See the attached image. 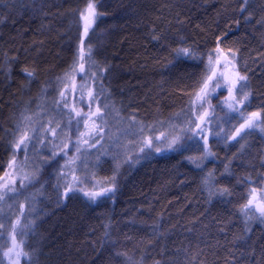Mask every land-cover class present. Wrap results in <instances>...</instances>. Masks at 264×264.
Here are the masks:
<instances>
[{"label":"trees","instance_id":"16d2710c","mask_svg":"<svg viewBox=\"0 0 264 264\" xmlns=\"http://www.w3.org/2000/svg\"><path fill=\"white\" fill-rule=\"evenodd\" d=\"M89 2L0 0V176L12 158L10 142L17 125L22 121L27 125L24 117H31L36 129L27 160L23 150L17 157L31 178L20 187L26 172L19 176V194L13 195L20 220L17 241L22 242L18 251L23 252L16 257L18 264H259L264 259V223L255 210L241 209L253 189L264 187V125L227 146L212 136L213 156L201 168L188 157L200 155L202 141L199 148L195 141H185L179 152L145 149L150 156L138 162L143 154L136 143L123 152L117 145H106L105 154L96 151L111 131L136 132L139 123L133 117L153 125L151 133L145 128L152 136L170 122L184 124L190 115V85L204 63L174 60L173 50L192 47L206 60L216 36L222 38L223 49L236 53L237 69L249 78L252 95L245 113L260 110L264 0H247L243 12L245 0H91L97 18L84 37V48L87 54L90 47L92 54L85 62L86 74L76 75L88 89L75 94L67 90L68 107L63 103L57 107L60 92L70 83L63 78L78 53L84 30L80 14ZM154 35L160 39H152ZM25 70L34 71V76L28 77ZM89 90L97 97L91 110L99 106L103 116L96 119L103 127L97 132L100 142L68 165L77 155L72 143L84 129V119L71 108L75 101L81 111V105L88 104ZM213 101L212 130L230 134L238 117L232 114L228 120V110L221 111L220 101ZM48 129H55L56 135ZM69 138L71 151L66 157L62 148ZM241 144L246 147L238 153ZM94 153L98 163L92 166L90 180L103 181L118 172L115 196L91 203L76 189L64 198L72 175L82 173ZM208 172L215 174L211 187L202 183ZM225 188L227 193L221 195ZM20 204L25 205L23 210ZM6 232L0 229L3 248L8 245Z\"/></svg>","mask_w":264,"mask_h":264},{"label":"snow or ice","instance_id":"6c2138e0","mask_svg":"<svg viewBox=\"0 0 264 264\" xmlns=\"http://www.w3.org/2000/svg\"><path fill=\"white\" fill-rule=\"evenodd\" d=\"M246 3L241 4V11H246ZM81 20L84 22V30L80 37V47L78 49V53L74 54L73 63L70 66V70L65 73L63 78L64 81L72 82V91L75 94L76 91L80 90L81 86L75 83V77L79 73L86 74V66L85 62L91 58L92 49L89 47L87 50V54L85 53V39L84 37L88 34L89 29L95 23L97 18L96 5L90 2L87 4L86 10L81 12L80 14ZM154 40H159L160 37L158 35H154L152 37ZM181 41H183V37H181ZM215 47L209 48L205 60V54H197L195 48L192 47H178L174 49V60L179 61L181 58H191L193 60H199L204 63V68L196 80L190 85L192 91L190 93L189 99V112L190 115L187 116V119L184 124H176L169 123V128L166 131L159 132L158 135L153 137L151 134L144 136L143 133L145 128L148 129L149 133L153 130V125H145L143 122L135 121L133 117L134 123H139V133L142 136L140 141L139 152L143 154V156L138 157L135 162H138L140 158H147L150 156V151L146 152L145 149H154L157 153L162 152L164 150H170L179 152L184 148L185 141H195L199 148V142L202 141V150H200V155L198 157H188L190 162L196 164L198 168H201L203 162L207 160L209 157L213 156V152L210 145V138L212 136H216L218 140H223L226 143V146L229 143L235 144L239 143L240 140H243L246 135L252 129H255L261 125H264V105L261 106L258 111H250L245 113V109L249 107L250 97L252 95L251 90L249 89V78L247 75H242L241 72L237 69L236 63V53L233 52L230 48L225 50L221 47L222 38L220 36L215 37ZM171 64L172 62L169 61ZM26 71V75L28 77L34 76V71ZM96 73H93V78H95ZM86 87V86H85ZM226 89L227 97L223 101L224 105L227 107L228 112L226 113V118L228 120L232 119V114H236L239 122L238 126H234L235 130L231 131L230 134L225 132L224 129H221L220 132H214L211 128V120L209 117L212 115V105L210 103V98L213 93L218 89ZM68 90V85L65 83V88L60 92V100L56 101L57 107L63 103L64 107H68V102L66 99V94ZM83 91H81V100L80 103H83ZM97 99L96 95L92 90L88 91V113H82L78 111L74 105L71 108V112L76 113L77 117L80 119H84V126L87 129L86 132H82L80 137L76 141V153L77 155L69 158L67 161L68 165L73 164L80 156L84 155V151L82 150V145H87L88 147H93L89 143L92 139L94 133L102 132L103 127L95 123L96 119H103L101 115V108L99 106L96 107L95 112L91 110L92 101ZM208 105L205 108V105ZM202 110V111H201ZM211 110V111H210ZM178 116L180 114H177ZM24 120L28 121L27 125H23V121L21 124L17 125L16 132L13 133L14 139L10 142V147L13 149L12 158L8 161V168L12 169L11 172H5L4 176L0 177V202L5 201V199L11 198V195H18L19 192L17 190V180L16 170L21 168V164L18 161V152L23 150L25 152V160H27V151L32 146V141L34 139V135L36 129L31 126L32 118L24 117ZM156 123L161 126L164 124L163 121H157ZM77 126H79V119L77 120ZM59 127V125H58ZM207 128V131H206ZM51 131L53 136L56 135L55 129H48ZM261 131H264V128H261ZM223 133V135L221 134ZM47 132H45V136ZM87 137V139H84ZM197 137L199 138L197 140ZM102 138V137H101ZM70 138L68 143L63 144L64 156H68V151H71L70 148ZM100 141L97 140V143ZM43 144L44 141L42 140ZM246 144H241L238 149V153H242L245 149ZM57 153L53 151L52 156L55 157ZM236 154H234L235 156ZM130 161V158H129ZM126 161V162H129ZM227 169V165L225 166ZM262 167H264V162H262ZM119 165H117V169ZM117 175L118 172H114L111 177L104 178L103 181H97L92 185L91 190H87L85 188H79V185L82 183H87V180H79L76 176H73V182L69 183L68 187L64 189L63 197H69L70 193H74L76 189L82 192L83 196L87 198V200L91 203H96L100 198H107L108 196H115L117 190ZM24 180H28L31 182V178L25 174ZM202 183L205 186L211 187L215 184V174L214 172H208L202 179ZM107 184V187L104 185ZM23 181H20V187H24ZM227 189H221L220 194L223 195L227 193ZM256 190H252V196L249 198L247 204H245L241 211L242 212H250L252 210V206L255 204V210L259 213V217L261 223H264V202L257 203L256 201ZM211 194V193H210ZM261 201H264V197H261ZM21 210L25 208L24 204L20 205ZM20 225V220L17 219L12 223V231H11V240L12 247H10L4 254L5 256L11 259L14 254L17 258L23 255L22 249L21 251H17L20 248L22 242L18 243L16 236L17 230ZM3 228V225L0 224V229ZM108 225H105V238L108 237L109 233L107 231ZM117 256L122 255L121 253H116ZM259 264H264V259H261Z\"/></svg>","mask_w":264,"mask_h":264},{"label":"rangeland","instance_id":"374dc122","mask_svg":"<svg viewBox=\"0 0 264 264\" xmlns=\"http://www.w3.org/2000/svg\"><path fill=\"white\" fill-rule=\"evenodd\" d=\"M85 10H86V8H85ZM84 10V11H85ZM84 23V22H83ZM75 83L77 84V85H80L81 86V88H80V90H84V91H87V89H88V87H87V84H85V81H83V82H80V79L79 78H76L75 77ZM86 86V87H85ZM80 90H78V91H80ZM68 92H69V94H74L73 93V91H72V82L70 81V83H69V85H68ZM77 92V91H76ZM227 97V91H226V89H223V88H221V89H218V90H216V92L215 93H213V95H212V97L210 98V103H211V105H212V109H214L215 108V106L212 104L214 101V99H218L219 101H220V103L222 104V107L224 108V110L223 109H221V111H226V110H228L227 109V107L224 105V103H223V101L225 100V98ZM82 107H80L81 108V112L82 113H88L89 112V107H88V104L87 103H85L84 105H81ZM208 107V105L206 104L205 105V108H207ZM84 110V111H83ZM80 111V110H79ZM202 111V110H201ZM211 111V110H210ZM95 112V111H94ZM225 113V112H224ZM76 115V114H75ZM212 116V115H211ZM213 117V119H214V121H216L215 120V116H212ZM75 119H77V117L75 116ZM211 120V119H210ZM213 121V122H214ZM213 122H212V124H213ZM240 122H242V121H240ZM95 123H97V121L95 120ZM83 124V126H84V123H82ZM214 124H215V122H214ZM213 124V125H214ZM122 128V127H121ZM168 128H169V126H166L165 128H164V131H166V130H168ZM87 131V129L85 128V126H84V129L82 130V132H86ZM118 131V132H117ZM206 131H207V128H206ZM81 132V133H82ZM146 132H147V130H145L144 131V133H143V135L144 136H147L146 135ZM81 133H78L79 135L81 134ZM100 133V132H99ZM111 134H108V136H107V138H106V141L105 142H103V144H100V145H98L99 146V148L97 149V151H96V153H97V155H101V154H105L104 152H106V148H105V146L106 145H111V146H113V147H115L116 145L118 146V147H122L121 149H122V152L123 151H125L124 150V148H129V149H131V147H132V143H136V145H140V141H141V139H142V136H141V134L139 133V124L137 125V131L136 132H134L133 133V131H131L130 129H117L116 130V132H115V130L112 132H110ZM159 134V133H158ZM158 134H156V135H158ZM156 135H154L153 137H155ZM99 136V135H98ZM98 136H97V133H94L93 134V136H92V139L89 141L90 142V144L91 145H93V147H88L87 145H82L81 147H82V150H84V149H88V148H94L95 146H97L96 144H98L97 143V140H99V138H98ZM77 139H78V136H76V140L74 139V142L72 143L73 145L75 144V146H76V141H77ZM84 139H87V137H84ZM119 139V140H118ZM186 142H188V140H186ZM189 143V142H188ZM133 146H134V144H133ZM63 149V148H62ZM104 151V152H103ZM61 152H63L62 150H61ZM75 153H76V150H75ZM77 154V153H76ZM97 155H95V153L93 154V157H92V159H93V162L90 164V162H88L87 163V165L85 164L84 166H83V168H84V170L82 171V173L80 172V174H78V176H77V178L79 179V180H87V183H82V184H80L79 185V188H85V189H87V190H91V188H92V185L94 184V180L93 181H91L90 179L92 178V166H94V168L95 167H97V165H96V162H97V159L95 158V156H97ZM18 161L20 162V164H21V168L20 169H17L16 170V177H15V179H18V177L20 176V177H22V176H24V172H26V174H27V169L26 168H24V166L22 165V161L20 160V159H18ZM98 163V162H97ZM25 170H24V169ZM11 172L12 171V169H9L8 168V165H7V167H6V169H5V171L3 172V174L0 176V177H2V176H4V174H5V172ZM74 175H72V177H73ZM24 178V177H23ZM22 178V180L21 181H26V180H24ZM72 181H70L69 183H72L73 182V178L71 179ZM68 183V184H69ZM86 186L88 187V188H86ZM106 187V186H105ZM264 187H262V189H257L256 190V192H255V195H256V201H257V203H259V202H264V201H261V197H263L264 196V189H263ZM9 196L11 197L10 199H8V200H6V203H5V201H3V202H0V213H2V215H0V224H2L3 225V230H7V232H6V237H7V243H8V245L5 247V248H3V247H0V264H18V262H17V260H16V256L13 254L12 255V257H11V259H9V257H7V256H5V252L10 248V247H12V240H11V231H12V223H13V221H16V219L18 218L17 216H16V211H15V209H14V205H15V203H16V201L14 202V196L13 195H11V193L9 194ZM252 195H250L249 196V198L251 197ZM21 205V204H20ZM255 208V204L252 206V210H255L254 209ZM256 211V210H255ZM258 213V212H257ZM259 214V213H258ZM6 222V223H5ZM7 222H10V224H8ZM17 232H19V229L17 230ZM5 236V235H4ZM17 236H18V234H17ZM16 236V239H18V237ZM3 238V236L2 237H0V239H2ZM18 242V241H17ZM1 245V244H0ZM19 249V248H18ZM18 249H17V251H18Z\"/></svg>","mask_w":264,"mask_h":264},{"label":"bare ground","instance_id":"6f19581e","mask_svg":"<svg viewBox=\"0 0 264 264\" xmlns=\"http://www.w3.org/2000/svg\"><path fill=\"white\" fill-rule=\"evenodd\" d=\"M0 215H2V213H0Z\"/></svg>","mask_w":264,"mask_h":264}]
</instances>
